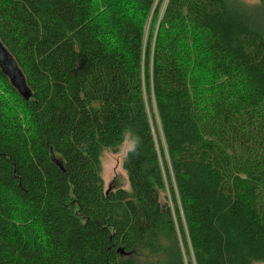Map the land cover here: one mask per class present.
Here are the masks:
<instances>
[{
	"label": "trees",
	"instance_id": "1",
	"mask_svg": "<svg viewBox=\"0 0 264 264\" xmlns=\"http://www.w3.org/2000/svg\"><path fill=\"white\" fill-rule=\"evenodd\" d=\"M247 7L0 0V264H137L165 236L189 259L166 264L264 263V6ZM127 136L129 188L106 192L101 153Z\"/></svg>",
	"mask_w": 264,
	"mask_h": 264
},
{
	"label": "rangeland",
	"instance_id": "2",
	"mask_svg": "<svg viewBox=\"0 0 264 264\" xmlns=\"http://www.w3.org/2000/svg\"><path fill=\"white\" fill-rule=\"evenodd\" d=\"M99 1V0H98ZM240 1L243 4L249 6L247 8H255L264 6V0H233ZM130 10V8H129ZM148 28V27H147ZM147 28L145 29L147 32ZM152 30V26L149 27L148 33ZM154 30V28H153ZM154 131V128H153ZM156 138V135H155ZM133 141L127 136L123 144L118 148L117 152H113L111 150H104L101 153L100 162H101V177L104 184V190L114 191L117 189H128L129 184L127 180V176L122 169V163L127 152L132 149ZM160 202L162 207L167 204L172 207L171 202L169 201V194L167 189L165 192H159ZM178 250L181 253L182 260L184 263L188 262L189 259L185 255L182 242L178 238L173 236L168 237L165 236L161 239V246L159 252L152 253L146 249H137L131 255L133 259L137 262V264H155V263H164L166 264V260H173L172 257L178 254ZM256 264H264V263H256Z\"/></svg>",
	"mask_w": 264,
	"mask_h": 264
},
{
	"label": "water",
	"instance_id": "3",
	"mask_svg": "<svg viewBox=\"0 0 264 264\" xmlns=\"http://www.w3.org/2000/svg\"><path fill=\"white\" fill-rule=\"evenodd\" d=\"M0 57H3V50L1 48H0ZM7 66H8L7 67L8 74H9V77L11 78V82L13 86L24 96L26 100H28L30 97V94L28 93L26 86L23 84L21 76H19V74L16 72L13 66H11V64H8Z\"/></svg>",
	"mask_w": 264,
	"mask_h": 264
},
{
	"label": "clouds",
	"instance_id": "4",
	"mask_svg": "<svg viewBox=\"0 0 264 264\" xmlns=\"http://www.w3.org/2000/svg\"><path fill=\"white\" fill-rule=\"evenodd\" d=\"M131 150L134 151L135 150V146H133V148Z\"/></svg>",
	"mask_w": 264,
	"mask_h": 264
}]
</instances>
